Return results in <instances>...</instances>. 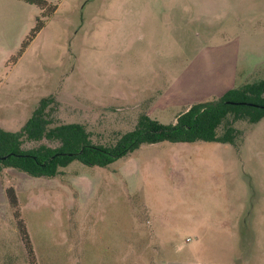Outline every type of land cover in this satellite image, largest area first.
I'll return each instance as SVG.
<instances>
[{"label":"rangeland","instance_id":"374dc122","mask_svg":"<svg viewBox=\"0 0 264 264\" xmlns=\"http://www.w3.org/2000/svg\"><path fill=\"white\" fill-rule=\"evenodd\" d=\"M44 1L57 9L15 63L41 9L30 5V26L0 31L6 130L47 97L55 100L50 127L80 124L94 144H114L142 116L172 125L182 111L174 84L209 49H234L236 86L264 78V0ZM233 127L234 144H145L104 168L73 161L55 178L2 173L0 264H30L18 220L35 264H165L192 255L197 264L234 255V264H264V118ZM39 145L56 144L22 149Z\"/></svg>","mask_w":264,"mask_h":264},{"label":"trees","instance_id":"16d2710c","mask_svg":"<svg viewBox=\"0 0 264 264\" xmlns=\"http://www.w3.org/2000/svg\"><path fill=\"white\" fill-rule=\"evenodd\" d=\"M29 5L41 9L40 18L35 27L21 44L16 56L10 63H15L26 47L43 27V18L55 13L57 6L44 0H24ZM55 104L53 97L43 98L31 117L18 132H6L0 129L1 168H11L35 178H55L59 169L67 167L73 161L89 167H107L116 160L128 155L145 144L214 142L234 144L239 132L233 124L239 121L249 125L264 118V78L229 90L220 98L205 103L192 105L187 111L176 117L172 125H162L147 116H142L132 131L126 132L112 145L94 144L90 133L80 124H60L50 127L52 120L48 110ZM225 124L223 133L219 127ZM56 144L53 147L39 145L31 150H23L24 142ZM6 197L10 208L16 210L17 198L12 187L7 188ZM29 258L35 264V256L30 244L25 225L15 221Z\"/></svg>","mask_w":264,"mask_h":264},{"label":"crops","instance_id":"0c3cea01","mask_svg":"<svg viewBox=\"0 0 264 264\" xmlns=\"http://www.w3.org/2000/svg\"><path fill=\"white\" fill-rule=\"evenodd\" d=\"M30 7L31 6L24 0H0V31H5L6 27L11 28L13 24H17L18 22H23L25 26H30L31 20L35 17L34 12ZM233 52L234 49L229 48L228 46L219 51L209 49L203 57H200L196 62L191 64L190 68L194 70L191 71L192 76H190L189 79L187 77L181 82H176L170 95L174 98L173 102L176 105L180 104L182 106V111L178 115L187 111L194 104L214 101L227 91L243 85L236 86L235 84V72L232 70L233 66L231 67L230 61V54ZM181 92L185 93L181 95ZM15 124L16 126L13 129L6 130L3 126L0 127V129L2 128L3 131L11 133L18 132L23 127V123L17 121ZM10 171L13 170L11 168L0 167L1 198L3 197L4 192L2 173H9ZM1 242L2 240H0V244ZM235 256L236 255H234L233 258H235ZM233 258L229 259L227 264H234L235 260H233ZM232 261L233 263H231ZM165 264L197 263L196 258L192 255L185 258L170 260Z\"/></svg>","mask_w":264,"mask_h":264},{"label":"water","instance_id":"95a60500","mask_svg":"<svg viewBox=\"0 0 264 264\" xmlns=\"http://www.w3.org/2000/svg\"><path fill=\"white\" fill-rule=\"evenodd\" d=\"M0 159L5 160L7 159V156L1 157Z\"/></svg>","mask_w":264,"mask_h":264}]
</instances>
